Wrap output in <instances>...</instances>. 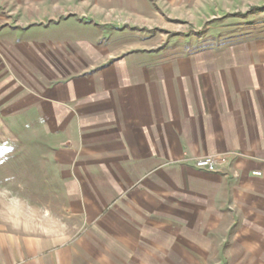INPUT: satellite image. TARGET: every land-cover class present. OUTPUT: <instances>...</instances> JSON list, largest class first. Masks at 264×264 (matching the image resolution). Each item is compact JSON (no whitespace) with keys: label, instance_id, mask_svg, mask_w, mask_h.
<instances>
[{"label":"crops","instance_id":"0c3cea01","mask_svg":"<svg viewBox=\"0 0 264 264\" xmlns=\"http://www.w3.org/2000/svg\"><path fill=\"white\" fill-rule=\"evenodd\" d=\"M159 7L153 0H9L1 28L10 30L18 58H57L73 44L84 47L73 57L93 60L77 74L56 70L62 77L50 79L41 105L62 133L73 132L63 152L75 170L91 177L106 171L108 185L122 188L108 201L112 226L97 229L141 235L166 201L192 202L232 182L249 206V221L239 223L237 233L264 236V44L236 49L228 70H170L163 77L162 70H144L122 55L156 48L145 28L154 27L149 24L157 18L150 15ZM45 116L32 121L47 123ZM223 152L230 153L229 163L217 171L184 160ZM198 179L215 185L198 189ZM163 182L181 186L183 194H164ZM88 254L76 244L51 247L48 237L0 228V264H99Z\"/></svg>","mask_w":264,"mask_h":264},{"label":"rangeland","instance_id":"374dc122","mask_svg":"<svg viewBox=\"0 0 264 264\" xmlns=\"http://www.w3.org/2000/svg\"><path fill=\"white\" fill-rule=\"evenodd\" d=\"M153 1L160 9L150 17L157 20L148 23L154 26L151 31L145 29L154 36L148 43L156 48L122 54H130L131 65L162 70L163 77L170 70H225L236 49L264 44V0ZM8 3L0 0V228L48 237L51 247L76 244L89 253L85 258L99 264H264V236L237 233L239 223L249 221V206L233 191L232 182L190 197L192 202L166 201L147 218L141 235H129L121 227L97 229L107 222L112 226L108 201L120 197L122 188L108 185L106 171L91 177V172L75 170L63 152L72 145L68 137L73 132L62 133L50 108L41 105L50 79L62 77L56 70L77 74L89 70L93 60L73 57V51L84 49L73 44L60 53L64 58L15 56L19 53L10 48V30L1 28L9 19ZM159 50L160 55L148 54ZM42 63L49 70H42ZM41 114L47 123L32 121ZM195 182L203 190L215 185L206 179ZM163 186L173 198L183 194L181 186Z\"/></svg>","mask_w":264,"mask_h":264},{"label":"built area","instance_id":"2783aa9c","mask_svg":"<svg viewBox=\"0 0 264 264\" xmlns=\"http://www.w3.org/2000/svg\"><path fill=\"white\" fill-rule=\"evenodd\" d=\"M230 153L204 154L194 158V164L209 171H217L229 163ZM237 174V172H235Z\"/></svg>","mask_w":264,"mask_h":264}]
</instances>
